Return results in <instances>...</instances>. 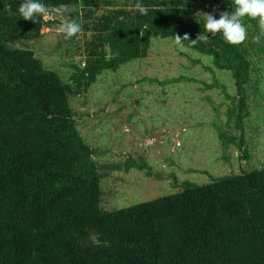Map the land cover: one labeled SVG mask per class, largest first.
Segmentation results:
<instances>
[{
	"label": "trees",
	"instance_id": "obj_1",
	"mask_svg": "<svg viewBox=\"0 0 264 264\" xmlns=\"http://www.w3.org/2000/svg\"><path fill=\"white\" fill-rule=\"evenodd\" d=\"M23 2L0 0V264H264V168L185 183L176 194L104 211L102 176L69 103L103 71L146 57L153 36L176 42L187 35L179 45L230 72L243 95L250 54L264 53V38L253 39L258 19L245 18L248 38L232 45L207 32L195 14L200 2H210L218 18L232 11V0H125L129 10L95 21L99 50L75 68L73 89L44 70L33 51L15 48L18 40L39 38L44 26L42 17L23 19ZM41 2L85 14L99 0ZM238 147L245 158L242 139ZM131 168L146 166L130 161Z\"/></svg>",
	"mask_w": 264,
	"mask_h": 264
},
{
	"label": "rangeland",
	"instance_id": "obj_2",
	"mask_svg": "<svg viewBox=\"0 0 264 264\" xmlns=\"http://www.w3.org/2000/svg\"><path fill=\"white\" fill-rule=\"evenodd\" d=\"M107 1L99 0L86 15L71 5L63 13L48 8L39 38L18 40L15 48L33 51L44 70L74 89L75 68L83 69L89 51L99 50L102 33L95 21L130 9L125 0ZM207 13H215L214 6L200 2L195 14L204 20ZM72 20L82 30L67 38L60 26ZM249 61L250 80L238 95L232 74L217 70L211 58L153 36L146 57L103 71L88 89L69 96L76 129L102 176V210L173 195L185 183L205 185L264 168V53L250 54ZM130 161L146 169L127 170Z\"/></svg>",
	"mask_w": 264,
	"mask_h": 264
},
{
	"label": "clouds",
	"instance_id": "obj_3",
	"mask_svg": "<svg viewBox=\"0 0 264 264\" xmlns=\"http://www.w3.org/2000/svg\"><path fill=\"white\" fill-rule=\"evenodd\" d=\"M136 6L143 10L141 4L138 3ZM7 8L11 11V5H7ZM231 8L230 12L219 13V18H216L214 13L203 14L205 30L213 34L220 33L229 44L240 45L248 38L244 19H258L260 31L253 39L260 42L264 38V0H232ZM60 11L61 13L67 11V6L61 5ZM18 13L24 20L36 23L41 16L48 13V7L41 0H24ZM60 30L66 34L67 38H71L82 30V26L76 20H72L62 24ZM183 39H188L187 35ZM183 39L176 36L177 44H180Z\"/></svg>",
	"mask_w": 264,
	"mask_h": 264
}]
</instances>
